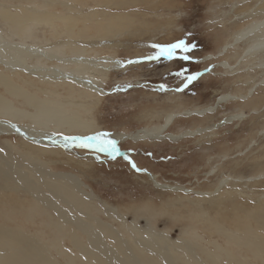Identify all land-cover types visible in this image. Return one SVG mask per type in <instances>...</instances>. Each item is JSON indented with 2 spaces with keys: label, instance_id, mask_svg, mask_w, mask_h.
<instances>
[{
  "label": "rangeland",
  "instance_id": "obj_1",
  "mask_svg": "<svg viewBox=\"0 0 264 264\" xmlns=\"http://www.w3.org/2000/svg\"><path fill=\"white\" fill-rule=\"evenodd\" d=\"M20 1L28 4L26 0H0V4L15 5ZM151 1H66L70 10H65L54 0L53 8L47 7L49 12H77L82 16L76 32L85 26L84 35L92 38L76 39L77 46L124 64L141 61L128 63L124 73L107 72L100 79L105 95H91L86 101L90 109L87 116L98 128L87 137L99 133L121 136L117 141L121 155L113 159L105 152L74 143L70 148L60 147L54 135L39 140L47 144L50 152L33 155L48 172L78 178L83 185L80 189L93 194V215L122 231L124 237L129 238V230L138 236L151 229L166 235L169 241L186 240L211 251L212 247L204 244L206 241L223 245L212 225L232 230L241 223H252L257 208L264 210V83L259 84L262 69L257 65L262 55L246 60L243 57L235 63L241 53L240 44L218 54L221 45L246 23L241 14L259 3L252 6L254 0L235 5H231L232 0ZM107 18L122 32L125 30L119 39L97 38V25ZM42 27L45 28L40 34H45L50 26ZM55 27L61 34L59 38H64L66 29L56 24ZM181 40L195 47L189 53L177 50L172 59H146L157 51L152 45L167 46ZM183 55L190 59H181ZM188 75H197V79L185 87ZM13 78L11 82L16 83L17 77ZM250 88L252 91L247 93ZM57 91L59 97L65 98L62 87ZM0 95H6L1 85ZM243 95L244 99L239 98ZM226 96L228 101L218 103ZM14 103L17 110L28 109L19 101ZM170 113L177 117L163 137L131 140L141 130L160 126ZM7 119L0 118V158L19 160L20 154H28L36 144L16 126L24 125L20 117L15 124ZM8 125L14 131L9 132ZM168 134L174 136L167 138ZM65 137L69 136H62L63 141ZM129 160L141 171L134 169ZM10 163H14L13 159ZM21 196L26 194L22 192ZM25 227L50 236L49 230L39 227L37 221ZM229 249L243 264L262 262L238 249ZM219 264L236 263L220 259Z\"/></svg>",
  "mask_w": 264,
  "mask_h": 264
},
{
  "label": "bare ground",
  "instance_id": "obj_2",
  "mask_svg": "<svg viewBox=\"0 0 264 264\" xmlns=\"http://www.w3.org/2000/svg\"><path fill=\"white\" fill-rule=\"evenodd\" d=\"M53 1L26 0L28 4L22 1L15 5L0 4V85L7 95H0V118L6 117L15 124L20 117L24 125L16 126L24 132L25 138H31L36 144L28 154H20L19 160L7 156L0 158V264H219L220 259L243 264L229 248L238 249L264 264L262 208H257L252 214V223H241L232 230L212 225L223 245L206 241L204 244L211 246V251L186 240L169 241L166 235L151 229L138 236L129 230V238H126L122 231L100 222L93 215L95 207L90 202L93 194H85L80 189L82 183L78 178L56 175L44 169L42 161L33 153L44 154L51 150H47V144L39 140L54 135L57 136L54 141L59 142L60 147L70 148L73 143H79L65 144L62 136L81 138L94 133L98 128L87 116L90 109L86 101L91 95H105L106 90H102L100 85L101 77L104 79L110 71L124 73L128 65L109 56L98 57L96 52L77 46L76 39L92 38L84 35L85 26H80L83 29L76 32L82 16L77 12L76 15L67 11L69 15L47 11V7L53 8ZM66 1L77 0H58L63 9L70 10ZM232 1L231 5H235L244 0ZM255 5V9L250 6L241 14L246 23L221 45L218 54L222 55L240 44L241 53L235 63L243 57L246 60L262 55L257 65L262 69L259 84L263 85L264 0H254L252 6ZM55 24L66 29L63 31L66 33H62L64 38H59L61 34L57 33ZM42 26H50L45 33L46 38L45 34H40L45 28ZM115 26L107 18L97 25V38H106L107 41L119 39L125 30L122 32L119 26ZM47 62L51 65L46 66ZM13 76L17 77L15 82L23 87L11 82ZM60 87L65 98L59 97L57 89ZM79 98L84 101L76 102ZM228 99L227 96L221 97L218 103ZM14 100L28 109L17 110ZM176 117L172 113L165 115L160 126L141 130L131 140L163 137ZM9 129V132L14 131L10 126ZM120 137L114 135L109 138L117 142ZM12 159L14 163H10ZM22 192L27 198L21 196ZM35 221L39 227L42 225L49 230L50 236L45 237L41 230L33 233L26 229L25 224Z\"/></svg>",
  "mask_w": 264,
  "mask_h": 264
},
{
  "label": "snow or ice",
  "instance_id": "obj_3",
  "mask_svg": "<svg viewBox=\"0 0 264 264\" xmlns=\"http://www.w3.org/2000/svg\"><path fill=\"white\" fill-rule=\"evenodd\" d=\"M154 49H157L155 55L149 56L146 59L148 60H158L160 57H165L168 59H172L176 57L177 50L183 52V53H189L192 51V49L195 47V45H189L185 43L183 40L173 43L167 46L154 44L152 45ZM183 60H189L190 57L188 55H183L180 57ZM127 63H139V61H133L129 60ZM178 75L183 76V73H178ZM197 79V75H188L185 77V80L187 83L185 84V87L188 86V84L192 83L194 80ZM163 88V86H162ZM110 134L108 133H99L94 136L90 137H84V138H78V137H65L64 141L65 144L69 142H77L82 147H88V148H94L97 152H105L107 155L111 158H115L119 155H121L119 148L117 147V142L113 139L109 138ZM2 151V149H0ZM127 159V157H125ZM129 163L131 166L136 169L137 171H141V169L137 168L136 164L129 160Z\"/></svg>",
  "mask_w": 264,
  "mask_h": 264
}]
</instances>
